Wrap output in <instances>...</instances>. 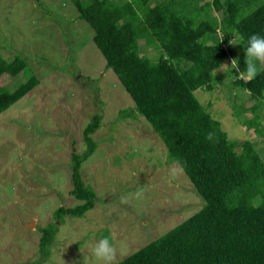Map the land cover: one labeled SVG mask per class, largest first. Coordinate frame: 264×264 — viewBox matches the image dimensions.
Returning <instances> with one entry per match:
<instances>
[{
  "label": "rangeland",
  "instance_id": "obj_1",
  "mask_svg": "<svg viewBox=\"0 0 264 264\" xmlns=\"http://www.w3.org/2000/svg\"><path fill=\"white\" fill-rule=\"evenodd\" d=\"M125 0H119V4ZM160 1V0H158ZM180 1V0H175ZM198 4H194L196 6ZM213 16L221 21L219 12ZM68 0H0V56L24 68L1 75L0 87L16 90L29 77L37 85L0 113V264H98L91 245L108 237L117 248L115 264L165 234L202 205L180 168L168 162L163 144L135 113L116 77L91 42L93 32L77 20ZM138 43L139 55L157 49ZM212 72L211 91L193 96L220 124L230 141L252 144L264 165V102L254 114L260 135L245 129L253 101L228 87L239 78L246 50L235 49ZM238 61L239 72L231 69ZM227 64L229 68L220 70ZM258 64V62H257ZM258 67L264 68V66ZM243 113L236 119L237 108ZM97 115L90 135L95 149L82 161L81 181L95 194L80 217H53L57 207L79 204L70 195L71 155L85 151L82 131ZM175 167L178 174L172 176ZM143 191L142 198L136 193ZM127 203H121V198ZM32 224V226H31ZM55 227L50 243L39 247L42 229Z\"/></svg>",
  "mask_w": 264,
  "mask_h": 264
},
{
  "label": "trees",
  "instance_id": "obj_2",
  "mask_svg": "<svg viewBox=\"0 0 264 264\" xmlns=\"http://www.w3.org/2000/svg\"><path fill=\"white\" fill-rule=\"evenodd\" d=\"M38 1V0H34ZM76 19L93 32L91 42L130 98L134 111L150 126L168 162L183 172L201 207L165 234L116 264H264V165L249 142L227 139L220 124L196 101V90L211 91L212 72L229 55L228 45L243 52L253 34L264 36V0H68ZM198 4L194 6V4ZM219 12L222 20L213 16ZM155 47L148 58L138 43ZM246 70V63H240ZM25 64L0 56V76H14ZM29 77L12 92L0 87V113L32 90ZM253 101V115L264 102V68L246 81L234 78L228 87ZM243 113L233 112L237 119ZM258 116L244 120L245 129L260 135ZM94 115L82 131L85 151L71 155L70 195L79 204L57 207L53 217H80L95 194L81 181L79 168L95 149ZM212 139H207L208 134ZM55 227L42 229L39 247H46Z\"/></svg>",
  "mask_w": 264,
  "mask_h": 264
},
{
  "label": "clouds",
  "instance_id": "obj_3",
  "mask_svg": "<svg viewBox=\"0 0 264 264\" xmlns=\"http://www.w3.org/2000/svg\"><path fill=\"white\" fill-rule=\"evenodd\" d=\"M257 62L260 66H264V36L253 34L249 38L248 46L246 47V70L244 72H240L238 77L246 81L254 79L261 70V68L258 67ZM225 68H229L227 64L220 66V70L222 71ZM231 69H236V71L239 72L238 61L236 59L231 60ZM207 139H212L211 133L208 134ZM170 174L172 176H176L178 174V169L172 167L170 169ZM135 195L137 198H142L144 193L143 191H138ZM121 203H127V200L122 197ZM91 251L98 264H115L117 258V248L108 237L95 241L91 245Z\"/></svg>",
  "mask_w": 264,
  "mask_h": 264
},
{
  "label": "water",
  "instance_id": "obj_4",
  "mask_svg": "<svg viewBox=\"0 0 264 264\" xmlns=\"http://www.w3.org/2000/svg\"><path fill=\"white\" fill-rule=\"evenodd\" d=\"M31 226H32V224H31Z\"/></svg>",
  "mask_w": 264,
  "mask_h": 264
}]
</instances>
